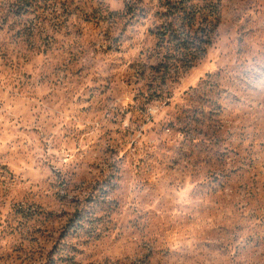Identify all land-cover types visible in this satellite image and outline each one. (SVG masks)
<instances>
[{"label": "rangeland", "instance_id": "obj_1", "mask_svg": "<svg viewBox=\"0 0 264 264\" xmlns=\"http://www.w3.org/2000/svg\"><path fill=\"white\" fill-rule=\"evenodd\" d=\"M167 1L0 0V264H264V0Z\"/></svg>", "mask_w": 264, "mask_h": 264}, {"label": "trees", "instance_id": "obj_2", "mask_svg": "<svg viewBox=\"0 0 264 264\" xmlns=\"http://www.w3.org/2000/svg\"><path fill=\"white\" fill-rule=\"evenodd\" d=\"M168 5V10L170 15H172V19L169 21V23L166 26H162L163 30L161 31V39L169 40L171 37V40L180 39L183 35V39L190 38L183 30L184 22L187 20L188 25H192V21H196L195 19L198 17V19H201L202 21L206 22L207 25L213 24V21H215V16L212 11H208L207 8L211 6V4L203 5L196 3L195 0H169L166 2ZM212 6L216 11H218V2L213 3ZM176 20L181 21L182 24L178 28L174 26V22ZM178 30H181L178 32ZM202 32L205 31L204 36L206 37L205 40L202 37L201 41L205 42L206 44L210 42L209 33L206 32V28L201 27ZM176 32L179 35H176ZM180 48L186 50L188 49V46H186V40H184L181 43Z\"/></svg>", "mask_w": 264, "mask_h": 264}]
</instances>
